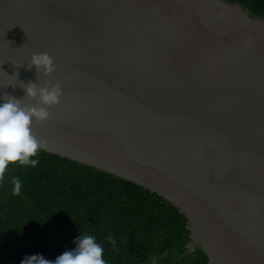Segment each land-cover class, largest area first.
Instances as JSON below:
<instances>
[{"label":"water","instance_id":"water-1","mask_svg":"<svg viewBox=\"0 0 264 264\" xmlns=\"http://www.w3.org/2000/svg\"><path fill=\"white\" fill-rule=\"evenodd\" d=\"M48 53L54 71L31 67ZM58 84L41 151L149 190L209 264H264V19L225 0H0V96Z\"/></svg>","mask_w":264,"mask_h":264},{"label":"trees","instance_id":"trees-1","mask_svg":"<svg viewBox=\"0 0 264 264\" xmlns=\"http://www.w3.org/2000/svg\"><path fill=\"white\" fill-rule=\"evenodd\" d=\"M264 19V0H225ZM35 167L9 165L0 179V264L30 254L54 260L94 235L108 264H209L192 242L184 214L149 190L44 151ZM21 181L12 194L11 178ZM116 240L113 247L105 240Z\"/></svg>","mask_w":264,"mask_h":264},{"label":"clouds","instance_id":"clouds-1","mask_svg":"<svg viewBox=\"0 0 264 264\" xmlns=\"http://www.w3.org/2000/svg\"><path fill=\"white\" fill-rule=\"evenodd\" d=\"M31 67H35L37 73L42 70L45 76L55 68L52 57L46 52L33 54ZM24 93L29 98L37 99L38 104L25 105L12 95L0 96V179H3L11 164L35 167L39 163L38 153L45 148L47 141L44 138L37 139L31 126L33 122H43L49 117L47 108L59 102L62 89L58 84L37 87L36 83L28 82ZM11 183L12 194L19 195L20 179L13 176ZM105 240L115 247L116 240L111 234ZM73 242V249L63 251L54 260L35 253L26 255L20 264H108L103 255L105 249L94 235L79 233Z\"/></svg>","mask_w":264,"mask_h":264}]
</instances>
